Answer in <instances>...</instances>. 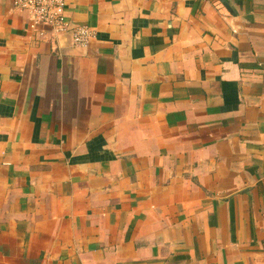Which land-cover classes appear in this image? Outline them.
<instances>
[{
	"label": "crops",
	"instance_id": "crops-1",
	"mask_svg": "<svg viewBox=\"0 0 264 264\" xmlns=\"http://www.w3.org/2000/svg\"><path fill=\"white\" fill-rule=\"evenodd\" d=\"M0 0V264H264V0Z\"/></svg>",
	"mask_w": 264,
	"mask_h": 264
},
{
	"label": "built area",
	"instance_id": "built-area-1",
	"mask_svg": "<svg viewBox=\"0 0 264 264\" xmlns=\"http://www.w3.org/2000/svg\"><path fill=\"white\" fill-rule=\"evenodd\" d=\"M67 0H13V8L27 15L26 30L36 38L45 36V29L54 35L70 34L74 47L86 48L94 39V31L87 26L66 23Z\"/></svg>",
	"mask_w": 264,
	"mask_h": 264
}]
</instances>
